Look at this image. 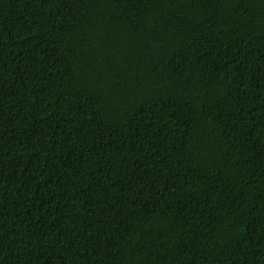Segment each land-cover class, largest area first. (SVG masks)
<instances>
[{
    "label": "trees",
    "instance_id": "16d2710c",
    "mask_svg": "<svg viewBox=\"0 0 264 264\" xmlns=\"http://www.w3.org/2000/svg\"><path fill=\"white\" fill-rule=\"evenodd\" d=\"M0 264H264V0H0Z\"/></svg>",
    "mask_w": 264,
    "mask_h": 264
}]
</instances>
